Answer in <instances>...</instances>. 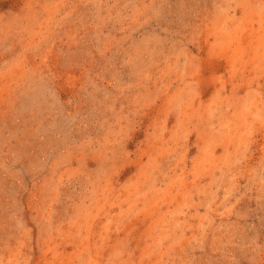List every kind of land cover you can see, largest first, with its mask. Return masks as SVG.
<instances>
[{
  "label": "rangeland",
  "instance_id": "374dc122",
  "mask_svg": "<svg viewBox=\"0 0 264 264\" xmlns=\"http://www.w3.org/2000/svg\"><path fill=\"white\" fill-rule=\"evenodd\" d=\"M0 264H264V0H0Z\"/></svg>",
  "mask_w": 264,
  "mask_h": 264
}]
</instances>
